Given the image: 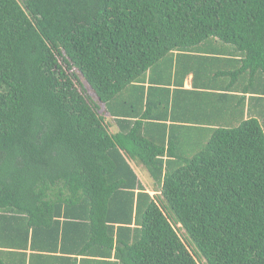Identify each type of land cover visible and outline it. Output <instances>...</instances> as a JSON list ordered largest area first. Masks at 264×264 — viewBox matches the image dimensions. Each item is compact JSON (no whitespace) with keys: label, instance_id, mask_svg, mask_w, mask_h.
Listing matches in <instances>:
<instances>
[{"label":"trees","instance_id":"trees-1","mask_svg":"<svg viewBox=\"0 0 264 264\" xmlns=\"http://www.w3.org/2000/svg\"><path fill=\"white\" fill-rule=\"evenodd\" d=\"M211 37L264 70V0H0V264H264V116L168 86Z\"/></svg>","mask_w":264,"mask_h":264},{"label":"crops","instance_id":"crops-1","mask_svg":"<svg viewBox=\"0 0 264 264\" xmlns=\"http://www.w3.org/2000/svg\"><path fill=\"white\" fill-rule=\"evenodd\" d=\"M199 47L206 50L201 52L196 50L197 47H193L190 56L186 54L174 58L177 64V77L171 78L169 88L193 90L191 94L181 96L178 94L176 98L175 108L181 120L185 122L204 120L228 125L238 122L243 117L246 118L249 110L254 116H264V70L262 68L252 70L251 76L249 74L251 70L234 73L236 63L233 66L232 61L240 58L237 55L239 49L229 42L211 37ZM255 61L260 64L259 60ZM154 77L160 80L167 79L163 70ZM231 87L239 90L236 95L246 90V93H242L244 100H237L235 95H232L236 91H231L234 90ZM148 188L151 189L150 185ZM149 193L152 194L153 191L149 190Z\"/></svg>","mask_w":264,"mask_h":264},{"label":"rangeland","instance_id":"rangeland-1","mask_svg":"<svg viewBox=\"0 0 264 264\" xmlns=\"http://www.w3.org/2000/svg\"><path fill=\"white\" fill-rule=\"evenodd\" d=\"M137 171H138L140 178L142 179V182L145 185L149 186L150 182H151L149 175L145 171H143L144 173H141V171H139V170H137Z\"/></svg>","mask_w":264,"mask_h":264}]
</instances>
